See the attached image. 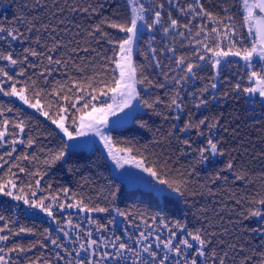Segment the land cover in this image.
Wrapping results in <instances>:
<instances>
[{
	"label": "trees",
	"instance_id": "16d2710c",
	"mask_svg": "<svg viewBox=\"0 0 264 264\" xmlns=\"http://www.w3.org/2000/svg\"><path fill=\"white\" fill-rule=\"evenodd\" d=\"M195 2L202 19L185 13ZM149 12L134 56L141 109L111 138L178 197L128 188L101 149L69 151L54 125L65 113L75 132L109 105L133 25L128 0H0V249L10 264H79L43 217L64 219L72 205L116 236L152 238L150 254L132 245L135 256L107 264H193L172 253L184 238L202 244L198 264H264V103L249 96L241 61L217 78L204 50L205 41L212 52L252 47L244 3L150 0Z\"/></svg>",
	"mask_w": 264,
	"mask_h": 264
},
{
	"label": "rangeland",
	"instance_id": "374dc122",
	"mask_svg": "<svg viewBox=\"0 0 264 264\" xmlns=\"http://www.w3.org/2000/svg\"><path fill=\"white\" fill-rule=\"evenodd\" d=\"M242 1L246 13L249 40H252L253 43L252 47L241 53L235 51L212 52L209 42L205 41L204 50L208 52V55H211L212 59L208 56L204 58L208 57L213 62L217 78H219L218 74L222 66L228 61L236 59L243 62L244 66L252 71L253 86L249 90V96L258 97L264 103V0ZM128 2L132 12L133 25L131 29L126 31V40L120 47V59L117 66L120 82L118 87L107 97L109 105L98 107L81 117L74 125L75 132L68 127L65 113L54 122V125L66 140L69 151L101 149L110 161L114 174L128 188H144L152 190L158 195L167 193L178 197L177 193H174L154 171L148 169L142 160L134 158L126 150L115 147L111 141V131L130 123L135 113L141 109L134 56L140 35L147 29L150 0H128ZM185 13L203 18V14L199 12L198 2L189 5ZM206 28L205 26L200 27V29ZM259 65L261 70L257 69ZM13 96L28 105L24 93L15 91ZM4 138L5 135L0 136V144ZM2 195L3 193H0V197ZM22 201H24L23 204L30 214H44L42 206L39 204L26 200ZM15 204L18 205V203ZM60 215H63L64 219H57L53 212L45 213L43 217L50 222L51 229L56 231L64 242L65 246H58L59 250L63 254L68 251L74 254L75 258H71L72 262L107 264L111 259L117 260L120 257V259H126L127 256L137 254L131 248L132 245L137 246L139 253L150 254L151 252L152 243L149 242L151 237L141 235L136 241L131 233L125 231L122 237L116 236V232H111L109 227H98L94 220V214L80 206L72 205L61 208ZM112 233H115V236ZM175 240L176 238L171 242L172 248ZM182 240L183 243L178 244V249L172 252L177 258L181 256L183 250L185 251V256H183L189 255L188 257L192 258L193 264H198L197 259L203 260L205 251L198 240H190V238ZM155 241L161 242L159 239ZM0 264H10L9 260L2 255L1 249Z\"/></svg>",
	"mask_w": 264,
	"mask_h": 264
}]
</instances>
